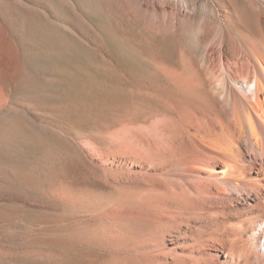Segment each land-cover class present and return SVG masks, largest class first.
<instances>
[{"label": "bare ground", "instance_id": "obj_1", "mask_svg": "<svg viewBox=\"0 0 264 264\" xmlns=\"http://www.w3.org/2000/svg\"><path fill=\"white\" fill-rule=\"evenodd\" d=\"M211 7L210 24L190 42L170 11L150 22L151 53L119 44L144 99L105 133L70 132L82 176L62 173L38 208L60 219L44 258L264 264V0ZM120 10L145 20L136 6Z\"/></svg>", "mask_w": 264, "mask_h": 264}, {"label": "rangeland", "instance_id": "obj_2", "mask_svg": "<svg viewBox=\"0 0 264 264\" xmlns=\"http://www.w3.org/2000/svg\"><path fill=\"white\" fill-rule=\"evenodd\" d=\"M132 5L144 21L119 15ZM211 10V0H0V264L61 263L41 254L60 222L41 211L62 173L82 176L71 133H105L129 102L144 99L119 44L151 53L150 22L170 11L190 42ZM91 256L68 260L87 264Z\"/></svg>", "mask_w": 264, "mask_h": 264}]
</instances>
